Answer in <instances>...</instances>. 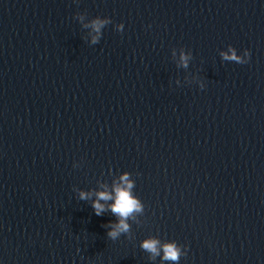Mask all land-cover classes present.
Masks as SVG:
<instances>
[{
	"label": "water",
	"instance_id": "95a60500",
	"mask_svg": "<svg viewBox=\"0 0 264 264\" xmlns=\"http://www.w3.org/2000/svg\"><path fill=\"white\" fill-rule=\"evenodd\" d=\"M122 171L145 211L113 241L91 203ZM149 236L264 264V0H0V264H171Z\"/></svg>",
	"mask_w": 264,
	"mask_h": 264
},
{
	"label": "clouds",
	"instance_id": "9594fccd",
	"mask_svg": "<svg viewBox=\"0 0 264 264\" xmlns=\"http://www.w3.org/2000/svg\"><path fill=\"white\" fill-rule=\"evenodd\" d=\"M109 21L96 20L93 22L96 35L92 37V43L97 44L102 39L101 28ZM115 31L123 32L124 24L118 23L115 25ZM180 66L183 68L189 67V62L193 60V53L190 49L184 47L179 48ZM173 55H176L175 49ZM220 58L227 62H236L238 64H246L251 58V52L244 49L238 53V50L233 45L229 44L223 50H220ZM197 82L200 89L205 88L203 79L197 76ZM177 86L181 83L175 81ZM135 181L132 179V173L129 171L120 172L117 180L113 181L111 187H104V190L95 192V199L92 200L91 207L95 215L102 216L105 212H111L115 217L104 225L108 229L107 236L113 241L118 240L121 235L128 236L131 231L130 220H135L137 214H143L145 205L143 201L134 193ZM75 190V189H73ZM93 195L91 190H80L79 199L81 201L88 200ZM140 249L150 253L149 261H154L157 256L162 261L171 262V264H179L181 257L187 256V245H181L174 239H160L157 236H149L140 241Z\"/></svg>",
	"mask_w": 264,
	"mask_h": 264
}]
</instances>
